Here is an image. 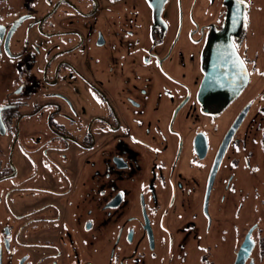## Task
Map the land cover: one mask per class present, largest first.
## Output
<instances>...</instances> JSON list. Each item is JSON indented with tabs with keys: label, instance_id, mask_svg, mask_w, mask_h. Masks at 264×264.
<instances>
[{
	"label": "flooded vegetation",
	"instance_id": "flooded-vegetation-1",
	"mask_svg": "<svg viewBox=\"0 0 264 264\" xmlns=\"http://www.w3.org/2000/svg\"><path fill=\"white\" fill-rule=\"evenodd\" d=\"M253 8L254 0H0V181L18 175L17 148L31 164L20 182L0 186L16 196L12 219L21 220L16 231L4 227L0 264H97L98 245L107 264H186L183 234L195 226L200 189L206 183L211 223L213 190L219 205L233 204L253 166L251 109L262 93L241 97L252 79L244 43ZM226 24L249 81L209 114L197 98L202 57ZM230 107L227 128L210 133ZM39 228L41 240L24 243L32 251L9 246Z\"/></svg>",
	"mask_w": 264,
	"mask_h": 264
},
{
	"label": "rangeland",
	"instance_id": "rangeland-1",
	"mask_svg": "<svg viewBox=\"0 0 264 264\" xmlns=\"http://www.w3.org/2000/svg\"><path fill=\"white\" fill-rule=\"evenodd\" d=\"M253 9L254 12L250 14L252 21L247 29V37L244 43L248 50V56L253 64L252 79L241 96L243 98L245 96L254 97L262 93L261 98H258L251 109V113L256 115V123L254 124V131H252L254 142L250 143L253 151V166L251 171L241 174V188L233 204L226 202L225 206L222 204L219 205L218 197L215 196L216 189L213 190L209 201L210 211L213 215V221L211 223L206 219L204 210L206 183L205 186L200 189L194 209L189 212V214L193 213L192 220L195 226L186 229L183 234L186 242H188L187 251H185L187 253L186 264H234L236 249L242 243L251 227H254L252 236L255 239V246L248 264H264V0H254ZM242 100L243 99L240 98L237 102ZM230 109L231 107L222 114L219 120H217V125L214 126L213 123L209 125L210 133L214 132L217 136L218 133H223L230 123L228 119L230 116L228 111ZM245 127V123H243L239 132H242ZM1 144L6 149L8 148L5 140H2ZM13 158L15 164L19 168L18 175L0 181V186L9 185L11 182H20L18 181V176L23 174V169L31 166L30 162L21 155L18 148L15 150ZM7 189L8 187L0 188V197H3V199L0 200V216L2 220V222H0V237L1 234L4 233L5 226H9L11 229L13 228L12 231L14 229L16 231L21 222V220L16 221L17 219H12V209L16 208L14 206L16 196L6 192ZM24 197L25 196L19 195L17 198L20 199ZM24 205L26 204L24 203ZM41 238L42 231L40 228L32 237H28L27 229H23L20 234V239L23 243L20 241L17 242V240L13 238L9 241V246H11L12 249L17 246V251H32V246H28L24 243L26 241L36 242L41 240ZM78 243L82 251H87L82 238H79ZM38 251H40V249H38ZM93 251H101L97 257L95 256L97 264L108 263L109 255L103 253L99 245ZM88 254L89 260H91V255L89 252ZM116 258L117 256L115 255L114 260H116ZM6 263H8L7 256L4 258V264ZM165 263L170 264V261H165L164 264ZM141 264H143V262ZM151 264L162 263L157 262Z\"/></svg>",
	"mask_w": 264,
	"mask_h": 264
},
{
	"label": "water",
	"instance_id": "water-1",
	"mask_svg": "<svg viewBox=\"0 0 264 264\" xmlns=\"http://www.w3.org/2000/svg\"><path fill=\"white\" fill-rule=\"evenodd\" d=\"M231 18V15L228 13V22L226 23H229ZM232 32V29L227 27L226 24L222 30L211 34L207 44V52L205 50L203 53L202 69L204 77L197 98L202 105L203 111L209 114H217L223 110L241 93L249 81V70L232 40ZM239 122L240 117L231 126L217 153L210 173L205 206H207L212 182L221 158ZM253 228L251 227L247 232L237 251L234 264H246L250 258L255 244L254 239L251 237Z\"/></svg>",
	"mask_w": 264,
	"mask_h": 264
}]
</instances>
